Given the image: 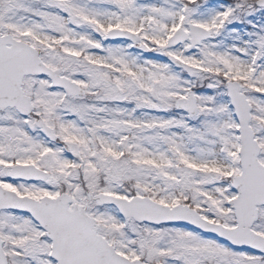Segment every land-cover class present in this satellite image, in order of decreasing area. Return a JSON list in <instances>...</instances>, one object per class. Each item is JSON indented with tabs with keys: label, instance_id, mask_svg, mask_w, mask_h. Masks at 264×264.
I'll use <instances>...</instances> for the list:
<instances>
[{
	"label": "snow or ice",
	"instance_id": "snow-or-ice-1",
	"mask_svg": "<svg viewBox=\"0 0 264 264\" xmlns=\"http://www.w3.org/2000/svg\"><path fill=\"white\" fill-rule=\"evenodd\" d=\"M0 264H264V0H0Z\"/></svg>",
	"mask_w": 264,
	"mask_h": 264
}]
</instances>
